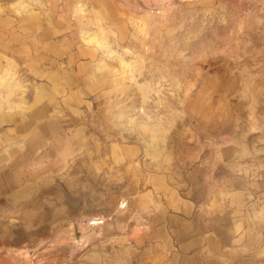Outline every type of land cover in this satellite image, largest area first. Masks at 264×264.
Returning a JSON list of instances; mask_svg holds the SVG:
<instances>
[{"label": "rangeland", "instance_id": "rangeland-1", "mask_svg": "<svg viewBox=\"0 0 264 264\" xmlns=\"http://www.w3.org/2000/svg\"><path fill=\"white\" fill-rule=\"evenodd\" d=\"M7 17H20L21 29L19 40L0 37V169L23 160L43 122L50 132L31 151L34 158L42 159L55 136L51 121L65 130L78 121L101 131L107 170L96 171L97 180L109 168L117 177L116 185L98 187L93 196L101 218L55 221L53 228L64 224V250L53 233L16 252L17 264H169V250L140 249L142 223L168 197L142 169L166 173L189 164L190 151L217 150L258 132L264 0H0V30ZM66 94L76 98L74 107L64 102ZM29 121L33 132L24 126ZM143 138L148 154L122 150ZM45 173L42 180L59 181ZM76 175L72 183H79ZM61 184L72 201L74 192ZM145 188L148 197L141 199ZM109 195L115 208L108 207ZM17 214L0 210V226L9 218L11 232ZM93 249L97 261L85 258Z\"/></svg>", "mask_w": 264, "mask_h": 264}, {"label": "crops", "instance_id": "crops-1", "mask_svg": "<svg viewBox=\"0 0 264 264\" xmlns=\"http://www.w3.org/2000/svg\"><path fill=\"white\" fill-rule=\"evenodd\" d=\"M7 19L8 22L0 30V37L3 41L19 40L21 18ZM91 61L88 63H93ZM69 95H65L64 102L72 108L76 98ZM256 106L257 116L264 118V98H258ZM75 122L71 129L68 127L70 130H65L60 121H51L55 136L50 138L51 142L42 159L34 158L31 151L42 143L43 135L50 132L49 123L43 122L38 126V131L34 129L35 137L28 142L29 151L20 155L23 160L0 169V210L18 212L16 225L11 232L6 230L9 218L0 226V264H17L16 252L29 249L38 238L50 237L53 233L57 237L59 235L54 241L63 251L64 224L53 228L57 220H80L91 216L97 219L103 216L99 211H94L97 198L93 196L100 194L101 190L97 192L98 187L116 185L117 177L113 169L109 168L108 176L97 180L96 171L107 170L101 166L105 163L98 144L101 131H89L87 122ZM31 123L29 121L24 126L33 132ZM254 125L258 132L246 138V141L242 142L237 136L232 138L231 144H225L217 150L204 148V152L198 154L190 151L191 159L187 165H179L166 173L153 169L149 172L148 166L142 169L146 173H142V177L145 176L147 180L151 177L158 188L168 191V197L156 203L157 211L147 222L142 223L139 238L142 253L169 250V264H264V122L259 120ZM102 132V136H105L107 131ZM143 139L141 142L122 145V150L135 153L142 149L148 154ZM217 157H222V162H214ZM232 168H236L239 173L232 171ZM46 171L57 176L59 181L54 180L49 189L44 187L40 190V196H52L42 197L45 200L41 198L36 203L37 197L33 195L46 181L42 180ZM75 173L79 183L70 181ZM164 179L170 181V186L163 185ZM60 181L74 192L72 201ZM146 191L142 190V193ZM88 193L92 195L91 199L85 196ZM144 195L148 197V191L141 195V199ZM116 201L114 195H109L108 207L118 206ZM120 202L126 205L123 199ZM112 248L113 254L117 256V248ZM127 249L128 246L119 254ZM92 251V254L84 253L85 258L97 261L98 258L94 256L96 250ZM108 261L105 264H114Z\"/></svg>", "mask_w": 264, "mask_h": 264}, {"label": "water", "instance_id": "water-1", "mask_svg": "<svg viewBox=\"0 0 264 264\" xmlns=\"http://www.w3.org/2000/svg\"><path fill=\"white\" fill-rule=\"evenodd\" d=\"M52 183H54V180H52V179H48V180H46V181H44V182H42V186H41V188H40V190H42V189H44V187L46 188H50L51 187V185H52ZM39 190V191H40ZM39 191H37L33 196H36L37 197V202L36 203H39L40 202V199L42 198V197H51L52 195H48V194H44L43 196H40L39 195ZM46 191V190H45ZM32 196V197H33ZM31 197V198H32Z\"/></svg>", "mask_w": 264, "mask_h": 264}, {"label": "bare ground", "instance_id": "bare-ground-1", "mask_svg": "<svg viewBox=\"0 0 264 264\" xmlns=\"http://www.w3.org/2000/svg\"><path fill=\"white\" fill-rule=\"evenodd\" d=\"M140 7V6H139ZM158 8V7H157ZM150 11H151V9H150ZM152 12V11H151ZM127 64V63H126ZM203 91V90H202ZM201 92V91H200ZM205 92V90L203 91V93ZM199 97H201L200 95H199ZM209 104H211V103H209ZM212 106V105H211ZM224 113V112H223ZM231 118V117H230ZM232 119V118H231ZM71 180V179H70ZM60 183H62V182H60ZM72 234V233H71Z\"/></svg>", "mask_w": 264, "mask_h": 264}]
</instances>
